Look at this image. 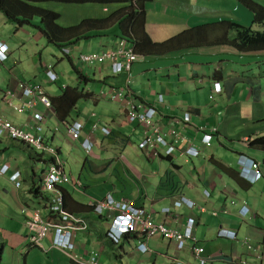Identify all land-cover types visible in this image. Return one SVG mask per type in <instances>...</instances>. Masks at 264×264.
I'll return each mask as SVG.
<instances>
[{
    "label": "crops",
    "instance_id": "crops-1",
    "mask_svg": "<svg viewBox=\"0 0 264 264\" xmlns=\"http://www.w3.org/2000/svg\"><path fill=\"white\" fill-rule=\"evenodd\" d=\"M151 3L155 4L153 10L154 17L150 20L146 5V27L155 41H163L186 28L182 27L184 24H181V21L191 24V20L184 16V12L189 11L190 16L198 17L210 13L209 9L201 10L197 6L194 7V4L197 5V0H153ZM110 6L115 8L110 10L104 5L103 10L111 12L103 17H108L115 10L121 8V4H111ZM161 8H163V12ZM172 9L177 12V21L180 22L178 27L180 28L174 25L176 21H173L168 16V13ZM160 14H165V17H160ZM39 22L40 20H34V25L19 28L15 23L9 22L6 16L0 12V41L6 43L10 48L8 58L6 60L0 59V115L14 120L26 130H29L30 124L33 123L28 122L32 118L31 111L18 112L20 114H17L14 109L8 107L3 100V94L6 90L17 88L20 82H31L40 83L51 98L58 94L50 93L47 90V85L39 82L37 78L39 76L38 66L40 67L41 65L46 73L44 81L46 83L49 81L47 84L50 85L53 81L49 79L46 67L52 65L55 71L57 69L56 65L52 61L47 60V58H44L43 54L39 51L43 46L42 40L45 39L39 32ZM118 33V27L117 30L112 32V35L111 33L97 32L95 35L97 38H91V40H87V43L81 42L82 46L79 47L78 51H84L83 43L87 47L91 45L90 48L92 49L89 51L113 47L117 43V36L115 35ZM89 35L93 37L91 33ZM92 40L94 41L93 46ZM220 47H211L207 48L205 53L200 52V59L196 62L185 60V62L177 61L172 64L171 61L173 59H178L183 55L175 56L171 53L162 57L153 56L149 58L141 56L142 58L134 65L136 66L135 74L133 78L130 76V88L147 103L155 104L159 109V117L164 124H169L170 127L175 128L179 132H182L183 129L188 131V135H184L186 141L177 143L178 146L183 144V148L174 152V155L171 157L154 159L147 157L139 149L140 152L135 147L134 138H137L139 141L141 140L143 128L137 123L127 120L123 100L114 101L108 97L97 98L96 95L106 87H127L129 75L127 73H114L109 63L87 68L88 75L96 83V89L94 90V87L88 84L85 90L94 94L93 97H95L88 100L92 101L96 109L91 108L86 111L80 109L78 117L84 120L87 125L81 132L80 138L76 140L70 138L63 128L62 131L60 130L59 133L55 134L53 141L55 142L58 135L64 133L70 141H73L84 151L83 140L87 137L92 138L96 144L94 154L89 158H94L101 162L95 167L110 170L114 173L118 167L117 163H121L123 170L124 166L128 168V175L126 174V176L129 178V181L131 180L130 182L134 185H138L136 188L138 190L137 194L134 191L128 194L123 193V190L127 189L125 184L126 179L121 176L118 178L120 182L114 181L113 192L108 191L106 195L112 194L118 198L126 197L132 199L135 204L150 210L154 220L164 222L173 227L181 228L189 217H194L196 220L195 234L201 244L205 246L206 253L212 258L213 264L227 263L222 259L223 255L230 256L234 261H237V258H244L247 259L248 264H264V176L255 183L249 184L239 175V156L241 153L260 161L261 168L264 166V152L250 149L248 146L249 141L260 136L258 134L261 133V130H256L257 135H240L243 132H233L230 130V126L237 123L240 119L238 114L240 109L239 104L243 103L239 99L231 101V94L227 95V105L223 107L226 111L224 118L219 119L217 117L220 116V112L217 113L220 103L215 105L209 96L215 91L214 81L222 79L217 78L222 72L223 77H230V72L228 73V70L225 71L222 63L215 60V57H218L221 53ZM148 60H151L150 65H148ZM27 61L31 63L34 71L29 70ZM59 61L62 63V59H59ZM37 63L39 64L37 65ZM145 64L149 67L148 70H141V66ZM57 73L59 75V72ZM146 75L147 77H145ZM150 76L155 78V80H159L158 86H161L162 91L160 87L154 86L150 82ZM142 78L148 79L149 87L142 86V80H140ZM79 83L78 75L73 83H63L62 87L76 86ZM58 85L60 86V84ZM192 88L196 90L194 93ZM237 88L234 90L237 91ZM205 93H208L207 99L204 96ZM222 93L216 94L215 101L217 100V96L222 97ZM160 94L163 96L162 103L156 102ZM170 94H173V97ZM253 97L254 94L251 88L247 96V103ZM232 106L236 109L234 115L230 114V107ZM86 107L84 105V108ZM37 109L46 114V119L42 122V126L45 131L44 135L48 137L50 135L48 130L55 127L53 126L54 124L50 125L48 121L53 123V121L58 122V120L56 116L45 109L42 103L37 105ZM184 111H189L191 114V120L188 124H184L181 119ZM98 118L102 125L112 128L111 134L104 135L101 130L95 133L90 132L89 126ZM212 128H217V132L212 135L211 145H206L202 142L204 132H208V129ZM201 132L203 135L200 134ZM2 139L7 142V147L13 145L21 148L11 138ZM168 139L169 141L174 140L172 136H168ZM192 144L200 150L199 155L192 156L184 152V149ZM114 147H121L122 150L115 154V150L113 151ZM21 149L24 150L23 148ZM106 151H110L109 154ZM128 151L130 154L127 157L131 163L126 161L124 156V153L126 152L125 154L127 155ZM89 158L87 159L85 156L83 168L86 165L93 167ZM28 159L31 164H27L24 181L28 179L30 187L17 193V199L14 201V206L17 208V219H13L11 223L15 222L16 224L12 230V233H14L13 241H15L12 242L13 246L16 249L21 248L28 239L27 247L30 250L32 247L29 245L30 230L25 225L26 222L22 208L26 203L33 207L39 206L38 201L35 200L36 198L32 196L30 188L40 183V175L44 169V162L37 163L31 160L30 157ZM1 162H8L12 165V169L9 171L10 174L13 173V170L20 171L19 164L11 159ZM39 164H42L40 171L38 170ZM221 165L226 167L227 170ZM5 174L7 173L0 175L3 176ZM22 175L24 176L21 172V177ZM170 175L173 176V179L170 178ZM9 179L5 178L4 180L7 182ZM10 182L12 181L10 180ZM12 184L14 185V190L18 191L19 188H16L14 183ZM82 184L85 187V183L82 182ZM64 186L71 192L67 185ZM83 186L82 190H76L78 194L71 192L77 201L88 204L92 199H97L88 198L84 194ZM182 196H185L188 201H193L194 204L190 206L189 202L184 203L181 201ZM233 199L236 201L235 204L231 202ZM203 206L206 208V211L201 210ZM223 208H227L228 212L219 215L210 213L211 210H221ZM167 210L169 211L166 212ZM103 226H105V223H103ZM221 228L236 231L238 240L221 237L219 235ZM10 232L8 231V233ZM4 236V230L0 226V249L3 252L5 247L3 244L5 240ZM244 238L249 241L251 248L248 249L247 245L243 243L242 240ZM78 240L81 243V248H85L87 251L90 248L96 247L101 248L103 253L107 248H104L103 244L96 241L91 233L79 234ZM52 242V234L42 241L44 252L52 254L51 264H57V262L60 264H76L65 253L54 247ZM132 243H135V246L130 253L134 254L137 264H158L159 257L163 258V264H167L170 261L169 256H177L179 253L181 257L192 259L189 248L178 252L173 243L162 239L160 236H155L148 240V250L145 252L142 251V246L139 245L138 239L131 240L123 245V250L120 249L123 256L127 255L126 247ZM57 252L65 256L67 261H64L62 256L57 261L55 258ZM14 257L16 258V264H28L27 256L23 263H21L17 254ZM101 258L102 263H105L107 256H102Z\"/></svg>",
    "mask_w": 264,
    "mask_h": 264
},
{
    "label": "built area",
    "instance_id": "built-area-1",
    "mask_svg": "<svg viewBox=\"0 0 264 264\" xmlns=\"http://www.w3.org/2000/svg\"><path fill=\"white\" fill-rule=\"evenodd\" d=\"M9 50L7 44L0 41L1 59L7 58ZM77 59L85 66L109 62L114 73H121L130 72L133 64L139 59V55L135 52L134 46H130L125 40L120 39L113 47H104L101 51L81 52ZM46 70L53 81L58 79L59 75L52 65H48ZM214 92H221L219 82H215ZM98 97H109L114 101L123 100L127 120L129 122L136 121L143 128L139 147L148 157L172 156L174 152L183 148V144L178 146L177 143L185 142L186 137L175 128L170 127L169 124H164L157 113V108L139 99L134 93L129 92L127 87L125 89L106 87L100 91ZM3 100L8 107L16 112L31 111L32 118L28 122L33 123L30 124L29 130H26L11 119L0 115V138L23 141L38 153L51 157V160L44 162V169L41 172L42 191L48 195L49 199L39 200L41 201L40 205L46 208L44 212L50 213L53 218L51 220L46 218L39 206H34L37 207L35 210L26 209V207L22 210L26 225L30 230L29 245L44 249L42 241L53 232V246L65 253L70 260L76 264H101L100 248H91L87 251L85 248H81V243L78 240L79 234L89 233L88 221L82 215L69 213L64 209L62 195L57 189L58 186L69 183L78 190H82V182L80 179L71 178L66 169V160L59 152L60 147L54 144L53 137L59 132V127L55 126L48 130L50 133L48 137L41 133L42 122L46 116L38 111L37 105L42 103L49 113L52 111L51 101L44 87L40 83L20 82L17 88L6 90ZM158 100L163 102V96L160 95ZM182 120L184 124L190 123L191 114L189 111L184 113ZM61 124L73 139H78L87 126L86 122L80 118L64 120ZM201 129L203 128L201 127ZM89 130L91 133L101 130L104 135H109L112 132V128L102 125L99 119L89 126ZM216 131L217 128H212L208 129V132H204L202 142L211 145L212 135ZM168 136H172L174 140L169 141ZM82 144L86 154L93 150L92 138L88 137ZM184 152L192 156L200 154V150L194 144L186 147ZM240 163L243 169L246 165L249 166L248 171L253 172L254 180L264 176V169L261 168L260 161L247 160L245 157V159H240ZM11 169L10 163H0V174L2 171L8 173ZM13 173L14 180L20 178V171L13 170ZM16 186L20 188L21 185L16 183ZM51 193L54 195L53 197L50 196ZM181 201L189 202L190 206L194 204L193 201H188L185 196H182ZM232 202L234 203V201ZM88 204L93 207L96 214L103 217L108 236L115 243H119L125 233L137 231L145 234L144 239L140 242L143 252L148 250V239L160 236L162 239L173 242L178 250L190 249L192 259H174L175 264H213L212 258L206 254L205 247L199 243L194 233L195 219L192 217L186 221L183 228L173 227L154 220L152 212L143 206H137L134 200L126 197L118 198L112 194H108L102 199H92ZM201 210L205 211L206 208L201 207ZM227 212V208L211 211L213 215ZM117 225L122 227L124 233L119 234L115 231ZM219 235L229 236L233 239L238 238L236 232L232 230H220ZM242 241L248 249L251 248L247 239L244 238ZM240 259L243 261H236V264H248L247 259Z\"/></svg>",
    "mask_w": 264,
    "mask_h": 264
},
{
    "label": "rangeland",
    "instance_id": "rangeland-1",
    "mask_svg": "<svg viewBox=\"0 0 264 264\" xmlns=\"http://www.w3.org/2000/svg\"><path fill=\"white\" fill-rule=\"evenodd\" d=\"M256 1L264 5V0H256ZM39 5L59 12L62 16L59 24L62 26L64 25L71 26V25L78 24L85 18H100L111 12V11L109 12L104 11L103 10L104 5L97 4V3L69 4V3H62V2H47V3H40ZM124 5L125 4H121V7L122 6L124 7ZM106 6L110 10H113L115 8L110 5H106ZM154 6L155 4L151 2L147 3L150 20H152V18L154 17V14H153ZM196 6L201 10L209 9L210 13L208 15L203 14L200 17H198V16H190L189 11L184 12V16L191 20V24L188 22L184 23L183 21H181V24H184L182 27H189L198 22H208V21H215V20L222 19V18H228V19H232L237 22H240L246 26L253 25V27L256 29L264 28V25L252 23V20H253L252 11L249 8L245 7L238 0H197V5L194 4V7ZM161 11L163 12V8H161ZM159 16L165 17V14L163 15L160 14ZM168 16L172 18L173 21H176L174 22V25L178 27L180 22L177 21L178 20L177 12L174 9H172V11L168 13ZM199 19H201V21H199ZM35 20H40V19L36 18ZM115 30H117V26H113L110 29H108L107 33H111L112 35V32ZM235 35H236L235 31L231 32V37H234ZM95 38L97 37H93V39ZM42 43H43V46L39 49V51L41 52V54H43L44 58H47V60L52 61L56 65L57 67L56 71L59 72V77H58L59 79H57L56 81H53L49 77V79H51L53 83L50 85L47 84L49 81H47V83L44 81V77L46 76V73L43 70L41 65L40 67L38 66L39 76L37 78L39 82L47 85V90L50 93L59 94L62 91V86H63L62 84L68 83V82L73 83L78 75L75 72L74 68L72 67L71 63L69 62L68 58L64 55L63 51H61L60 48H58L54 44H47L45 39L42 40ZM85 43H87V41H85ZM93 45H94V41L92 40V46ZM83 47H84V51L86 52L92 49L90 48L91 45L87 47V45H84V43H83ZM102 49L103 48L98 49L97 51H101ZM206 49L207 48L191 49V50H186L183 52L180 51V52L172 53V55H175V56H180V55H183V56L178 59H173L171 63L173 64L177 61L185 62V60L186 61L188 60L190 62H196L200 59L201 54L199 53L200 52L205 53ZM220 49H221V53L219 54L218 57H215V60H218L220 61V63H222V65L225 68V71L228 70V73L230 72L231 77L238 76V75L251 77L254 79L255 83L259 84L261 87V90H259L261 97L259 99H255L253 97L251 98L250 101L248 100V103H247V99H248L247 96L251 89V87L248 84L246 85L238 84L237 87L239 89L237 88V91L234 90L231 93V98H230L231 101H237L239 99L243 103L239 104L240 109H239L238 114H239L240 119L237 123H234L232 126H230V130H232L233 132H243V133H240V135H244V134L245 135H257L258 133L256 132V130H261V133L258 135L263 136L264 135V52L238 53L235 49L229 46H223V47H220ZM59 59H62V63L59 61ZM137 62L138 61H136L133 64L134 68H132V73H131L132 78H133V75L135 74L136 66L134 65ZM26 63L29 65V70L34 71L31 63L28 61ZM38 64L39 63H37V65ZM76 64L78 65V63ZM150 64H151V60L148 62V65ZM148 68L149 67L146 64L144 66L143 65L141 66V70H148ZM145 77H147V75ZM150 78H151L150 82L153 83L154 86L160 87V90L162 91L161 86H158L159 80H155V78H153L152 76H150ZM140 80H142L141 81V83L143 84L142 86L149 87L148 79L142 78ZM58 84H60V86ZM90 84L91 86L94 87V90H95L96 83L93 81V82H90ZM224 87H225V82H223V87H222L223 93L221 95L222 97L217 96L216 101L215 99L212 100V102L215 105L220 103L219 104L220 106L217 110V113L220 112V116H217L219 119L224 118L226 111L223 107L227 105V101H228V96H227L228 94L224 90ZM242 88H244V90H242ZM192 91L194 93L196 90L192 88ZM170 95L173 97V94H170ZM204 96L207 99L208 93H205ZM97 98H100V97H98L97 95ZM84 105H86L87 107L84 108ZM93 105L94 104L92 103V101L83 99L79 102L78 107L81 110L86 111L91 108L96 109V107H94ZM42 110L44 111V109ZM235 110L236 109L233 106L230 107V114L234 115L236 112ZM16 113L20 114L18 112ZM3 117L8 119V117H5V116ZM12 121L15 122L14 120ZM48 123L50 125L54 124L53 126H58L59 132L60 130L62 131V129L64 128L62 124L56 121H53V123L51 121H48ZM135 123L137 122L135 121ZM41 133L44 135L45 131L42 130ZM181 133L183 135H188V131L185 129H183ZM200 134L203 135L202 132ZM134 142H135V147L138 148L139 150L140 141L137 138H134ZM6 143L7 142L5 140L3 139L0 140V162L5 161L7 159H11L15 161L16 163L19 164V169L22 172V174H24V176L22 175V177L20 176L19 179L14 180L12 178L14 173L10 174V172H8L7 174L3 176L0 175V226L3 228L4 233H5V236H4L5 240L3 242L5 247H4V252H3L2 260L0 261V264H16V258L14 257L15 254H17L21 263L24 262V259L27 256L28 264H51L52 254L44 252L43 248L41 249V247H31V249L29 250L27 247L28 239H27V242L24 245H22L21 248L16 249L12 244V242H15L13 241L14 233H12V230L14 229L16 224L15 222L11 223V221L13 219H17L16 217L17 208L14 206V201L17 199L18 192L20 193L23 190H26L28 187H30V181L28 179L24 181V179L26 175L27 164L29 165L31 164V162L28 159L29 158L28 154L24 150H22L21 148L15 147L13 145H10L9 147H7ZM54 144L57 147L62 148V157L66 160V169L69 175L71 176V178L75 180L81 179V181L85 183V187L83 186V184L82 186H83L84 194L88 198H97V199L104 198V196L106 195L108 191L113 192L112 190L114 189L113 188L114 181L116 180L117 182H120L118 178H120L121 176H123L124 179H126L125 184H126L127 189H124L123 193L128 194L129 192L134 191L135 194H137L138 190L136 188L138 185H134L132 182H130L131 180L129 181V178L126 176V174L128 173V168H126V166H124V170L126 171L125 172L123 170L122 164L117 163L118 167L116 168L115 172L112 173L110 170H103V169H99L95 167L101 162L94 158H89L90 162L92 163L91 165H93V167L86 165V167L83 168V161L86 156L85 155L86 153H84L82 148L77 146L73 141H70L67 135H65L64 133L58 135ZM114 150L116 152L115 154H117L122 149L121 147H114L113 151ZM106 152L109 154L110 151H106ZM125 153H124V156H125L126 161H129L131 163V161L127 157L130 154V152L128 151L127 155ZM90 154L91 155L94 154V149L90 152ZM41 169H42V164H39L38 170L40 171ZM2 174H4L3 171H2ZM9 176H10V179H9ZM3 177L9 180L6 182L4 180L5 178ZM40 179H41V175H40ZM10 180L12 182H10ZM12 183L15 184L16 188H17L16 183H19L22 186V188H19L18 191H16L14 190L15 188ZM40 183H41V180H40ZM40 183L37 187L38 188L40 187L43 190V183L42 184ZM66 185L73 194H78L76 192V190H78L76 187H74L72 184H66ZM123 187L125 188L124 184H123ZM35 200L38 201L39 207L42 208L43 215L49 220H51L53 216L50 213H45L44 209L46 208L40 205V201L38 199H35ZM24 205H23L22 210H24L25 207L26 209H31V210H35V208H37L27 203ZM91 219L99 220V221H102V223H104V219L100 220L98 217L91 216ZM8 231H11V232L8 233ZM50 234H53V232H51ZM134 246H135V243L128 245L126 247L127 255L125 254L124 256L122 255V251L119 250V248L115 250L117 251L116 252L117 255L121 254L120 256H123L122 262H121L120 256L115 257L112 250L106 248V250H104V252L102 253L103 255L101 254V257L107 256V260L105 263H102V258H101V264H137V259L135 258L134 254L130 253V251H133ZM103 247L105 248L104 244H103ZM27 250H29L28 253H26ZM60 256H62L64 261H67L66 257L59 254L58 252L55 255V258L57 259V261H59ZM237 261L240 262L243 260H241L240 258H237ZM163 263H164L163 258L159 257L158 264H163ZM57 264H60V263L57 262ZM218 264H230V263H218Z\"/></svg>",
    "mask_w": 264,
    "mask_h": 264
},
{
    "label": "trees",
    "instance_id": "trees-1",
    "mask_svg": "<svg viewBox=\"0 0 264 264\" xmlns=\"http://www.w3.org/2000/svg\"><path fill=\"white\" fill-rule=\"evenodd\" d=\"M152 1L153 0H0V12H2L6 16L9 22L15 23L19 28L23 26L34 25V20L36 18H39L40 22L38 27L41 36L46 39L48 44H54L58 48H60L61 51H63L64 55L68 58L75 72L77 73V75H79L80 83L78 85L62 87V91L59 94L55 95L52 98L48 96L51 101L52 108L55 109V112L51 111L50 113L56 116L60 124L64 120H75L80 118L78 117L80 112V108L78 107L79 102L83 99L88 100L92 98L94 95L92 92L85 90L86 86L90 84V82H93V79L90 78L91 76L88 75L89 73L87 68L89 69L98 64L92 66H85L77 59V57H79V53L86 52V51H78L79 47L82 46L81 42L91 40V38L95 37L96 35L95 32L107 33L108 29H110L113 26H117L119 30V33L115 35L117 36V40L123 39L126 41L128 45L134 46L135 52L139 55V59L142 58L141 56L162 57L180 51L183 52L191 49H202V48H211V47H220V46L232 47L238 53L264 52V28L256 29L253 27V25L246 26L240 22L228 18H222L208 22H198L196 24H193L189 27L182 29L177 34L172 35L163 41H155L146 27L147 16H146L145 7L147 3ZM238 1L252 11L253 24L257 23L264 25L263 4L257 2L256 0H238ZM47 2H62L69 4L97 3L105 6L111 4H125V5L124 7L122 6L121 8L115 10L108 17L85 18L78 24L71 26H62L59 24V19L61 18V14L59 12L39 5L40 3H47ZM233 31L236 32V35L234 37H231V32ZM90 33L92 34L93 37L89 35ZM67 49L68 52H66ZM76 63H78V65ZM109 65L112 68V65L110 63ZM131 72H132V68L130 72H121V73H127L129 75L127 79V89L129 92L134 93L136 96H138L139 99L145 101L140 95L136 94L129 86ZM217 78H222L220 79V81L217 80L214 81V85L215 82H219L220 84L222 83L220 93H222L223 91L222 88L223 82H225L224 90L226 91L227 94H231L238 84H244V85L248 84L252 88L254 98L255 99L260 98L259 90H261V87L259 84L255 83L254 79L251 77L238 75V76H233V77L230 76L228 78H225L223 77V72H222ZM81 83H83V85H81ZM120 88L125 89V86H120ZM220 93L213 92L210 94L209 97L210 99L214 100L216 94H220ZM99 94L100 92L97 95ZM159 96L157 97V99H159ZM156 102L162 103L159 102V100H157ZM147 104H149L150 106H155V104L152 103H147ZM185 112L187 111L183 112L182 117L184 116ZM157 113L159 115L158 108H157ZM11 140L19 144L21 148H23L28 153V156L30 157L31 160L37 163L51 160V157L38 153L27 143L16 139H11ZM92 141L94 142L93 145V149H94L96 143L93 139ZM248 146L250 149H257L264 152V135L257 136L251 141H249ZM59 152L62 155V148L59 149ZM89 155L91 154L90 153L86 154L87 159L90 157ZM245 157L247 160H256L253 157L243 153L240 154L239 160L242 158L245 159ZM162 158H167V157H162ZM154 159H161V158H154ZM222 167L225 170H227L226 167L224 166ZM262 169H264V166L262 167ZM241 171H243V167L240 163L239 172ZM170 178L173 179V176L170 175ZM64 185L66 184L60 185L57 188L62 195L64 209L69 211V213L78 214L85 217L86 220L88 221L89 233H91L94 236L96 241L100 242L101 244L103 243L105 247H107L108 249H112V252L114 253L115 257H119L121 255V254L117 255L116 253L117 251H115L116 249L119 248V250L120 249L123 250V245L127 244L131 240L138 239L139 242H141L144 239L143 238L145 237L144 233L137 231H129L123 235V238L119 243H115L113 240L109 238L107 230L103 226L102 221L91 219V216L98 217L100 220L103 219V217L96 214L94 212L93 207L90 206L89 204H85L77 201L72 195V193ZM37 186L33 185L30 188V192L32 193V196L36 199H42V200L49 199L48 195L44 193L40 187L38 188ZM50 196L53 197L54 195L51 193ZM232 201H234V203ZM232 201H231L232 204L236 203L234 199ZM185 223L182 225L181 228L184 227ZM195 224H196V220H195ZM221 229L223 230V228ZM194 233H195V229H194ZM223 237H227V236H223ZM169 242L173 243L171 241ZM199 243L201 244L200 240ZM89 250H91V248ZM176 251L181 252L183 250L176 249ZM2 253L3 251L2 249H0V259L2 258ZM100 253L102 254L101 248H100ZM168 258L170 261L167 264H175L174 259H187L185 257H181L180 253L177 256H169ZM120 259L122 262L123 259L122 256H120ZM222 259L227 263L236 264V262L230 256L223 255Z\"/></svg>",
    "mask_w": 264,
    "mask_h": 264
},
{
    "label": "clouds",
    "instance_id": "clouds-1",
    "mask_svg": "<svg viewBox=\"0 0 264 264\" xmlns=\"http://www.w3.org/2000/svg\"><path fill=\"white\" fill-rule=\"evenodd\" d=\"M9 53H10V50H9V52H8V55H7V58H8V56H9ZM6 58V59H7ZM1 59V58H0ZM6 59H1V60H6ZM52 111H53V108H52ZM54 112V111H53ZM45 116H46V114H44ZM59 122V121H58ZM248 165H246L245 166V169H243V171H241V172H239V175H240V177L244 180V181H246V182H248L249 184H253V183H255L256 181H258V180H254L253 179V172L252 171H248ZM166 212H168V210L166 211ZM222 230V229H221ZM115 231L117 232V233H119V234H122V233H124V231H123V229H122V227H120L119 225H117L116 227H115ZM236 232V231H235ZM237 234V233H236ZM221 237H223L222 235H220ZM238 236V235H237ZM227 237H229V236H227ZM229 238H231V237H229ZM231 239H233V238H231ZM233 240H238V238H236V239H233ZM139 245H140V242H139ZM204 246V245H203ZM205 247V246H204ZM101 252H102V249H101ZM207 254V253H206ZM236 262V261H235ZM248 262V261H247Z\"/></svg>",
    "mask_w": 264,
    "mask_h": 264
},
{
    "label": "water",
    "instance_id": "water-1",
    "mask_svg": "<svg viewBox=\"0 0 264 264\" xmlns=\"http://www.w3.org/2000/svg\"><path fill=\"white\" fill-rule=\"evenodd\" d=\"M53 111L55 112V109H53Z\"/></svg>",
    "mask_w": 264,
    "mask_h": 264
}]
</instances>
